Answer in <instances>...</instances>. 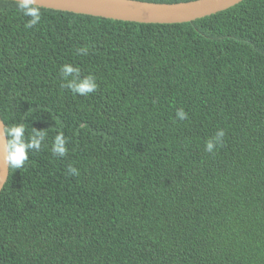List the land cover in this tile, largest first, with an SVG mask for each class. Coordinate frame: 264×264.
Here are the masks:
<instances>
[{"label":"trees","instance_id":"trees-1","mask_svg":"<svg viewBox=\"0 0 264 264\" xmlns=\"http://www.w3.org/2000/svg\"><path fill=\"white\" fill-rule=\"evenodd\" d=\"M40 10L25 28L0 0V117L45 133L7 169L0 264H264V0L177 23ZM64 64L97 89L61 87Z\"/></svg>","mask_w":264,"mask_h":264},{"label":"water","instance_id":"water-1","mask_svg":"<svg viewBox=\"0 0 264 264\" xmlns=\"http://www.w3.org/2000/svg\"><path fill=\"white\" fill-rule=\"evenodd\" d=\"M15 1V0H13ZM241 0H189L149 2L142 0H37L40 7L109 19L142 23L191 21L226 9ZM4 123L0 117V191L8 175L3 161Z\"/></svg>","mask_w":264,"mask_h":264},{"label":"clouds","instance_id":"clouds-1","mask_svg":"<svg viewBox=\"0 0 264 264\" xmlns=\"http://www.w3.org/2000/svg\"><path fill=\"white\" fill-rule=\"evenodd\" d=\"M17 8L23 13V15L30 17L25 24V28H32L38 24L41 19L40 5L37 0H15ZM87 49H79L80 54H86ZM61 74L66 81L61 87L70 89L73 93L79 95H87L95 91L98 87L95 82V77L91 74L87 76H81V70L79 67H73L70 64H64L61 66ZM176 116L180 120L187 118V113L184 109H177ZM24 124H13L12 126H6L3 130L4 136L8 137L3 142V161L12 169H20L23 167L25 161L28 159V153L31 150H39L42 142L45 140L44 131L33 130V133L29 136H25ZM225 133L222 129L217 130L214 137L210 138L206 142V151L211 153L214 150L213 140H219L220 137H224ZM67 140L62 132H58L54 137L52 145V153L63 157L67 153ZM219 143L216 145V147ZM69 173L72 175H78V170L75 167L69 166Z\"/></svg>","mask_w":264,"mask_h":264},{"label":"bare ground","instance_id":"bare-ground-1","mask_svg":"<svg viewBox=\"0 0 264 264\" xmlns=\"http://www.w3.org/2000/svg\"><path fill=\"white\" fill-rule=\"evenodd\" d=\"M6 181V180H5Z\"/></svg>","mask_w":264,"mask_h":264}]
</instances>
